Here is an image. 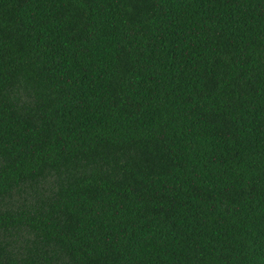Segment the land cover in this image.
I'll use <instances>...</instances> for the list:
<instances>
[{
  "label": "trees",
  "instance_id": "obj_1",
  "mask_svg": "<svg viewBox=\"0 0 264 264\" xmlns=\"http://www.w3.org/2000/svg\"><path fill=\"white\" fill-rule=\"evenodd\" d=\"M0 264H264V0H0Z\"/></svg>",
  "mask_w": 264,
  "mask_h": 264
}]
</instances>
